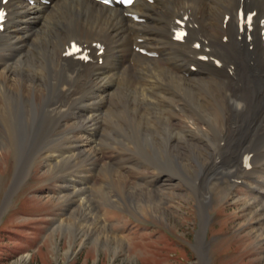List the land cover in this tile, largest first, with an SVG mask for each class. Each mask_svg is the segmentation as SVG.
<instances>
[{"label":"bare ground","instance_id":"6f19581e","mask_svg":"<svg viewBox=\"0 0 264 264\" xmlns=\"http://www.w3.org/2000/svg\"><path fill=\"white\" fill-rule=\"evenodd\" d=\"M3 6L8 14L0 29V130L15 140L20 115L11 99H20L33 104V129L38 125L39 131L54 132L45 139L53 144L42 151L51 165L67 167L70 204L63 221L71 233L99 225L113 234L102 239L126 240L110 226L105 212L95 209L91 187L99 189L103 179L121 190L140 186L157 195L168 186L166 173L128 168L133 158L123 151L97 148L110 138L108 131L117 130L103 114L114 104L129 103L145 116L164 114L181 132L171 140L194 148L200 165L204 148L209 157L202 169L250 187L249 218H256V231L264 234V157L250 160L251 168L244 165L256 148L264 154V0H136L129 8L95 0H9ZM240 9L256 11L251 38L239 30ZM178 19L188 28L184 42L174 39ZM73 41L89 48L92 60L66 55ZM203 54L208 60L199 58ZM121 140L128 141L122 134ZM97 170L102 181L95 180ZM108 199L122 202L115 194ZM198 240L203 244L202 236Z\"/></svg>","mask_w":264,"mask_h":264},{"label":"rangeland","instance_id":"374dc122","mask_svg":"<svg viewBox=\"0 0 264 264\" xmlns=\"http://www.w3.org/2000/svg\"><path fill=\"white\" fill-rule=\"evenodd\" d=\"M11 100L19 112L20 126L14 128V141L0 130V210L5 206L0 211V264H264V234L256 231V218H249L246 206L247 197L253 195L250 187L202 169L209 157L204 148L200 165L194 160V148L171 140L173 133L181 132L168 123L164 114L145 116L129 103L114 104L103 114L115 122L117 130L108 131L110 140L97 148L109 151L108 147L113 146L123 151L133 158L124 164L128 168L139 166L166 173L168 186L163 195L140 186L121 190L97 170L95 180L104 181L97 190L91 187L95 209L105 212L110 226L126 240L118 244L102 239L113 234L103 232L99 225L71 233L72 228L63 221L70 204L67 167L60 170L51 165L42 151L53 144L45 139L54 132L39 131L38 125L33 129V104ZM145 126L156 130L140 132ZM121 134L128 141H120ZM252 153L251 161L264 157L260 147ZM214 177L219 178L217 182L212 180ZM113 194L121 196L122 202L108 199ZM78 220L79 214L74 221Z\"/></svg>","mask_w":264,"mask_h":264},{"label":"snow or ice","instance_id":"6c2138e0","mask_svg":"<svg viewBox=\"0 0 264 264\" xmlns=\"http://www.w3.org/2000/svg\"><path fill=\"white\" fill-rule=\"evenodd\" d=\"M106 2H107V0H106ZM127 2H128V3H131L132 0H127ZM2 18H3V12H0V19H2Z\"/></svg>","mask_w":264,"mask_h":264}]
</instances>
